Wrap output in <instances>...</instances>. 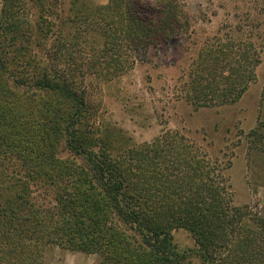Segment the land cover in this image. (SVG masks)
<instances>
[{"label":"trees","instance_id":"trees-1","mask_svg":"<svg viewBox=\"0 0 264 264\" xmlns=\"http://www.w3.org/2000/svg\"><path fill=\"white\" fill-rule=\"evenodd\" d=\"M187 20L183 0H1L0 264H44L53 248L96 264H264V218L234 204L229 162L176 131L120 145L97 126L100 85ZM260 61L250 43L206 45L179 92L194 111L232 105ZM247 141L264 155V89Z\"/></svg>","mask_w":264,"mask_h":264},{"label":"rangeland","instance_id":"rangeland-1","mask_svg":"<svg viewBox=\"0 0 264 264\" xmlns=\"http://www.w3.org/2000/svg\"><path fill=\"white\" fill-rule=\"evenodd\" d=\"M183 1L186 32L166 45L148 49L130 71L100 85L97 126L107 129L120 145L150 142L162 132L176 131L202 147L210 160L229 162L225 175L234 204L264 218V155L251 150L247 141L264 89V0ZM87 3L105 5L107 0ZM217 41L253 45L261 60L254 70L255 80L236 103L194 111L179 87L198 51ZM2 173L10 175V168ZM31 191L36 203L50 201L46 188L33 186ZM172 237L179 249L193 247L191 236L182 229L174 230ZM97 262L95 255L59 248L50 249L44 258V264Z\"/></svg>","mask_w":264,"mask_h":264}]
</instances>
